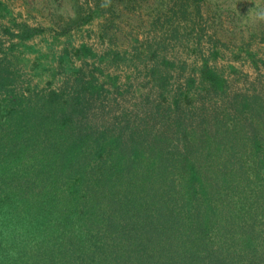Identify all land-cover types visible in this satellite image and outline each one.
Listing matches in <instances>:
<instances>
[{
    "label": "trees",
    "instance_id": "16d2710c",
    "mask_svg": "<svg viewBox=\"0 0 264 264\" xmlns=\"http://www.w3.org/2000/svg\"><path fill=\"white\" fill-rule=\"evenodd\" d=\"M12 69L0 56V264H264L263 96L167 134L85 129L84 98L16 93Z\"/></svg>",
    "mask_w": 264,
    "mask_h": 264
},
{
    "label": "rangeland",
    "instance_id": "374dc122",
    "mask_svg": "<svg viewBox=\"0 0 264 264\" xmlns=\"http://www.w3.org/2000/svg\"><path fill=\"white\" fill-rule=\"evenodd\" d=\"M0 56L16 93L84 98L85 129L167 134L264 97V0H0Z\"/></svg>",
    "mask_w": 264,
    "mask_h": 264
}]
</instances>
